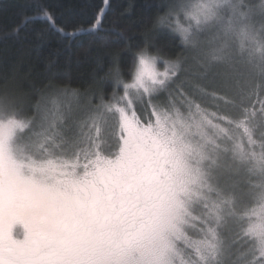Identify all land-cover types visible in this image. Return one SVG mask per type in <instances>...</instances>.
Masks as SVG:
<instances>
[{
  "label": "snow or ice",
  "instance_id": "1",
  "mask_svg": "<svg viewBox=\"0 0 264 264\" xmlns=\"http://www.w3.org/2000/svg\"><path fill=\"white\" fill-rule=\"evenodd\" d=\"M13 7L18 51L86 40L107 70L0 75V264H264V0H163L138 30L133 3Z\"/></svg>",
  "mask_w": 264,
  "mask_h": 264
},
{
  "label": "trees",
  "instance_id": "2",
  "mask_svg": "<svg viewBox=\"0 0 264 264\" xmlns=\"http://www.w3.org/2000/svg\"><path fill=\"white\" fill-rule=\"evenodd\" d=\"M52 7H59L68 15H72L78 11V7L87 2L93 5H99L100 0H45ZM163 0H111L112 8L110 15L115 18L119 13L128 7L129 3L134 4L132 12L125 17V22L133 21L137 25V30L141 20H147L152 12L156 10V6L161 4ZM14 0H3L0 3V75L5 70H11V65L16 62L17 58L22 57L24 60L21 75L31 73V80L39 86L49 79H54L61 85H69L73 89L83 91L88 88L95 89L100 78L107 70L101 71L97 66V62L91 56L82 55L87 41H81L73 50L71 60H66L65 55H60L58 63L48 66V60L56 56L54 51L61 40H53L51 44H44L42 48L37 49L36 44L41 43L33 34L32 44L25 45L23 51L20 44L13 39L4 40V33L9 32L12 26L19 21L18 9L13 7ZM72 25H69L71 28ZM135 42H139L136 37ZM158 42L165 47L166 52L173 54L180 51L179 38L174 37L166 29H162L159 33ZM83 45V46H81ZM132 61L128 57L123 61L124 71L127 73ZM105 90L111 89V84L104 86Z\"/></svg>",
  "mask_w": 264,
  "mask_h": 264
}]
</instances>
